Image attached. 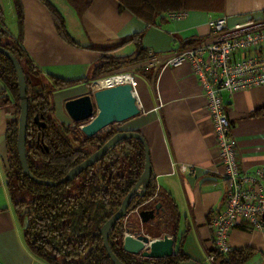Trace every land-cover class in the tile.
<instances>
[{
    "label": "crops",
    "instance_id": "0c3cea01",
    "mask_svg": "<svg viewBox=\"0 0 264 264\" xmlns=\"http://www.w3.org/2000/svg\"><path fill=\"white\" fill-rule=\"evenodd\" d=\"M45 1L64 20L73 44L58 35L43 0H20L21 29L13 0H0V7L4 11L5 30L14 39L21 33V46L39 70L41 82L51 85L59 80L70 84L52 93L56 104L54 110L61 107L56 119L73 125L64 110L65 102L88 94L91 84L98 79L121 72L133 74L137 79L133 97L140 114L119 124L118 130L142 136L148 146L155 195H169L180 214L177 234L165 233L158 238L167 235L175 239L176 236L180 239L181 252L189 260L199 264H223L220 258H215L209 222L212 214L223 208L228 184L218 158L202 89L188 65L177 68L161 65L176 51L215 40L207 26L209 16L225 17L228 27L250 20L264 25V0H199L198 8L184 11L186 15L182 20L170 21L167 13L153 26L127 10H120L116 0H92L81 18L66 0ZM134 35L141 36L145 59L92 79L93 67L104 55L122 58L135 54L132 43L115 49L120 42ZM96 48L103 51L113 48V51L105 54L94 50ZM3 89L0 82V99L4 96ZM221 97L228 107L227 117L239 168L251 173L264 165V87L232 96L223 93ZM14 113L13 106L0 105V261L4 264H46L26 247L23 226L5 185V137ZM228 243L231 252H250L244 264H264V230L255 231L246 222L238 220Z\"/></svg>",
    "mask_w": 264,
    "mask_h": 264
},
{
    "label": "trees",
    "instance_id": "16d2710c",
    "mask_svg": "<svg viewBox=\"0 0 264 264\" xmlns=\"http://www.w3.org/2000/svg\"><path fill=\"white\" fill-rule=\"evenodd\" d=\"M78 18L90 7L92 0H66ZM120 10H127L149 26L156 25L164 14L170 12L194 11L199 0H116ZM58 35L73 44L66 32L64 20L45 0ZM18 26L22 28L23 11L20 0H13ZM211 7H214L211 5ZM210 9V8H209ZM213 9V8H211ZM21 33L14 39L4 27V11L0 7V47L9 51L19 62L27 84L28 122L26 129V158L30 173L37 179L57 182L71 169L86 160L91 154L87 148H100L109 138L121 130L113 129L104 138L100 135L87 138L80 131V124L66 125L59 122L52 113V93L56 89L69 87V83L55 80L51 85L42 83L40 72L21 46ZM141 36L134 35L115 46L120 48L134 44L135 54L116 58L104 55L92 71V79L107 72L138 62L146 57ZM113 49V48H112ZM94 50L109 53L113 50ZM0 82L3 97L0 105H11L15 109L12 123L6 130V189L14 212L23 226V241L29 252L46 264H112L108 258L100 228L119 209L126 194L138 181L144 166L142 144L134 139L120 142L106 156L91 168L82 172L74 181L55 188L37 185L26 178L21 171L17 150V121L19 98L15 71L0 54ZM37 117L45 123L39 128L34 123ZM95 150V151H96ZM156 193L150 182L142 199L134 198L132 204L152 203L148 210L159 204L160 211L155 218L142 227L151 238L162 234L176 235L180 214L169 195ZM126 218L119 220L109 235V246L123 264H179L189 261L180 250L179 240L174 239V254L164 259H146L132 256L122 250L125 234L138 235L137 231L124 225ZM127 221V220H126ZM152 222V223H150ZM155 225L153 231L151 225ZM178 245V246H177ZM223 264H244L250 252L240 250L227 255L214 252Z\"/></svg>",
    "mask_w": 264,
    "mask_h": 264
},
{
    "label": "built area",
    "instance_id": "2783aa9c",
    "mask_svg": "<svg viewBox=\"0 0 264 264\" xmlns=\"http://www.w3.org/2000/svg\"><path fill=\"white\" fill-rule=\"evenodd\" d=\"M185 12H170V21H179ZM225 17L209 16L207 26L213 42H201L176 51L161 65L177 68L188 65L202 89L219 161L228 187L224 206L212 214L209 222L215 251L220 255L231 253L230 232L238 220L246 222L255 231L264 230V165L251 173L239 168L236 147L227 117L228 107L223 93L233 94L264 87V25L253 20L233 27ZM110 80L111 83L104 84ZM128 84L132 96L137 79L130 72H121L93 82L89 93ZM0 264H4L0 261Z\"/></svg>",
    "mask_w": 264,
    "mask_h": 264
},
{
    "label": "water",
    "instance_id": "95a60500",
    "mask_svg": "<svg viewBox=\"0 0 264 264\" xmlns=\"http://www.w3.org/2000/svg\"><path fill=\"white\" fill-rule=\"evenodd\" d=\"M0 54L11 63L17 78L19 116L17 121L16 150L22 174L33 183L49 188H55L74 181L82 172L91 168L107 155L117 144L122 141L134 139L139 141L144 151L143 171L133 188L123 198L119 209L100 228L99 234L102 238L104 250L112 264H123L113 254L109 246V235L116 223L126 218L132 212H137L138 201L132 204L134 198L142 199L151 182V165L148 146L142 136L135 132L119 131L109 138L100 148L93 152L86 160L71 169L63 178L57 182L40 180L35 178L29 171L26 158V129L28 122V97L27 84L22 68L17 59L7 50L0 47ZM64 110L74 124H80L81 133L92 138L101 133L111 125L122 124L137 117L140 114L136 99L132 96V88L128 85H118L108 89H102L93 93L69 100L64 104ZM34 123L39 128H45V123L40 122L37 117ZM160 211L157 204L154 209L138 212L142 224L153 220ZM122 250L132 256L146 259H164L174 254V239L167 235L162 238H149L143 234L131 237L126 235L122 241ZM179 264H199L192 260Z\"/></svg>",
    "mask_w": 264,
    "mask_h": 264
},
{
    "label": "rangeland",
    "instance_id": "374dc122",
    "mask_svg": "<svg viewBox=\"0 0 264 264\" xmlns=\"http://www.w3.org/2000/svg\"><path fill=\"white\" fill-rule=\"evenodd\" d=\"M52 103H53V105L55 107L56 104H55L54 98L52 99ZM59 112H61V107L57 106L55 108L54 112L52 113V115L55 118H58V115L57 114H60ZM118 128H120V125L119 124L118 125H111V126L105 128L101 133H99L98 136L100 135L101 138H104L105 135H107V132L108 131L113 130V129H118ZM86 150H89L90 154H92L93 152H95L96 147L93 146L91 148H87ZM151 205H152V203L142 204V205H140L138 207L137 211L138 212L147 211ZM138 212H132V213L128 214L126 216V220L127 221L125 220L124 225L125 226H128V228L131 229V233L137 231L139 233L138 235H141V234L146 235L145 234L146 229H144L142 227V223H141V221H140V219L138 217V214H137ZM150 223H152V222H150ZM153 228H155V225L154 224L151 225L150 230L153 231ZM126 235H128V234H125L124 237ZM130 236L133 237L135 235L131 234Z\"/></svg>",
    "mask_w": 264,
    "mask_h": 264
},
{
    "label": "bare ground",
    "instance_id": "6f19581e",
    "mask_svg": "<svg viewBox=\"0 0 264 264\" xmlns=\"http://www.w3.org/2000/svg\"><path fill=\"white\" fill-rule=\"evenodd\" d=\"M109 83H111L110 80L104 81V84H109Z\"/></svg>",
    "mask_w": 264,
    "mask_h": 264
},
{
    "label": "flooded vegetation",
    "instance_id": "af4514ba",
    "mask_svg": "<svg viewBox=\"0 0 264 264\" xmlns=\"http://www.w3.org/2000/svg\"><path fill=\"white\" fill-rule=\"evenodd\" d=\"M149 211V210H148Z\"/></svg>",
    "mask_w": 264,
    "mask_h": 264
}]
</instances>
